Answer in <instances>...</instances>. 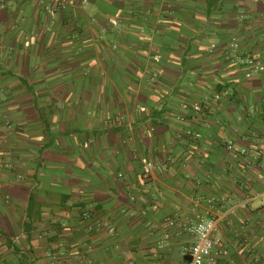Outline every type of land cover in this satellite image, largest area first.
Returning a JSON list of instances; mask_svg holds the SVG:
<instances>
[{
	"label": "crops",
	"instance_id": "1",
	"mask_svg": "<svg viewBox=\"0 0 264 264\" xmlns=\"http://www.w3.org/2000/svg\"><path fill=\"white\" fill-rule=\"evenodd\" d=\"M3 2L0 264H190L196 212L264 264L263 0Z\"/></svg>",
	"mask_w": 264,
	"mask_h": 264
},
{
	"label": "built area",
	"instance_id": "2",
	"mask_svg": "<svg viewBox=\"0 0 264 264\" xmlns=\"http://www.w3.org/2000/svg\"><path fill=\"white\" fill-rule=\"evenodd\" d=\"M83 2H86V0H83ZM3 7L4 2L3 0H0V8ZM58 8V5H50L46 7L47 11L51 13L56 12ZM224 58L231 65L245 68L248 75H255L264 69V65L258 59L239 51V45L236 38L231 39L228 47L224 51ZM226 145V149L233 155V157L249 156V152H247L244 147L236 146L231 142H227ZM254 155H256V153H253V156ZM155 167V161L149 160L143 162L141 166L143 176L149 175L155 170ZM248 182H250L249 179H244L241 186L245 187L248 185ZM208 202L211 203V200ZM262 203L264 206V195ZM198 206L199 204L197 201L195 207ZM217 221L218 219L215 215L208 216L200 212L195 213V224L191 228L194 242L186 250L187 254L191 257L190 264H217L219 259L227 256V250L221 243L220 239L213 236ZM169 225L174 226V223L169 222ZM85 260L86 258L84 255L77 254L71 257V259H55L54 264H82Z\"/></svg>",
	"mask_w": 264,
	"mask_h": 264
},
{
	"label": "trees",
	"instance_id": "3",
	"mask_svg": "<svg viewBox=\"0 0 264 264\" xmlns=\"http://www.w3.org/2000/svg\"><path fill=\"white\" fill-rule=\"evenodd\" d=\"M108 12H109V14H114L113 11L108 10ZM226 48H227V47H225V48L223 49V52H222V53H223V57H224V51L226 50ZM224 59H225V58H224ZM231 143H233V142H231ZM226 144H227V143H226ZM226 144H225V148H226V146H227ZM233 144L236 145L235 143H233ZM236 146H238V145H236ZM245 149L247 150V152H249L247 148H245ZM226 150H227V149H226ZM235 158H240V159H242L243 157H235ZM247 162H248V163L245 164V167H246V166L249 167L250 164H251V161H247ZM254 162H255L256 165L259 164V161H257V160L254 161ZM244 179H246V178H244ZM249 180H250V179H249ZM241 185H242V183H241ZM250 185H251V183L248 182V185H246L245 187H243V186H242V187L248 190V188L250 187Z\"/></svg>",
	"mask_w": 264,
	"mask_h": 264
},
{
	"label": "water",
	"instance_id": "4",
	"mask_svg": "<svg viewBox=\"0 0 264 264\" xmlns=\"http://www.w3.org/2000/svg\"><path fill=\"white\" fill-rule=\"evenodd\" d=\"M183 259L186 261V262H191V257L189 255H184L183 256Z\"/></svg>",
	"mask_w": 264,
	"mask_h": 264
},
{
	"label": "rangeland",
	"instance_id": "5",
	"mask_svg": "<svg viewBox=\"0 0 264 264\" xmlns=\"http://www.w3.org/2000/svg\"><path fill=\"white\" fill-rule=\"evenodd\" d=\"M174 260V259H173Z\"/></svg>",
	"mask_w": 264,
	"mask_h": 264
}]
</instances>
